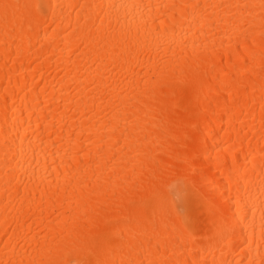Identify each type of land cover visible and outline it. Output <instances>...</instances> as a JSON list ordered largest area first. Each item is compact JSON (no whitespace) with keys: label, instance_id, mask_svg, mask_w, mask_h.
<instances>
[{"label":"bare ground","instance_id":"bare-ground-1","mask_svg":"<svg viewBox=\"0 0 264 264\" xmlns=\"http://www.w3.org/2000/svg\"><path fill=\"white\" fill-rule=\"evenodd\" d=\"M0 264H264V0H0Z\"/></svg>","mask_w":264,"mask_h":264}]
</instances>
